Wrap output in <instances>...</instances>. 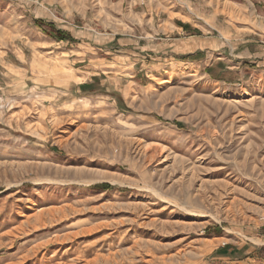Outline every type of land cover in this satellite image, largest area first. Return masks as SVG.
<instances>
[{
    "label": "rangeland",
    "instance_id": "rangeland-1",
    "mask_svg": "<svg viewBox=\"0 0 264 264\" xmlns=\"http://www.w3.org/2000/svg\"><path fill=\"white\" fill-rule=\"evenodd\" d=\"M0 264H264V0H0Z\"/></svg>",
    "mask_w": 264,
    "mask_h": 264
},
{
    "label": "trees",
    "instance_id": "trees-1",
    "mask_svg": "<svg viewBox=\"0 0 264 264\" xmlns=\"http://www.w3.org/2000/svg\"><path fill=\"white\" fill-rule=\"evenodd\" d=\"M36 25L42 29V31L48 35V36H53L55 37L57 40H67V41H71L72 38L70 36V33L63 30V29H59L58 27H55L54 24L52 23H45L43 20L37 19L36 20ZM46 27H49L50 29H45ZM89 86L88 84H83L80 86V89H83L84 87Z\"/></svg>",
    "mask_w": 264,
    "mask_h": 264
},
{
    "label": "bare ground",
    "instance_id": "bare-ground-1",
    "mask_svg": "<svg viewBox=\"0 0 264 264\" xmlns=\"http://www.w3.org/2000/svg\"><path fill=\"white\" fill-rule=\"evenodd\" d=\"M28 219V218H27ZM24 231V230H23ZM150 255V254H149ZM149 262V261H148Z\"/></svg>",
    "mask_w": 264,
    "mask_h": 264
}]
</instances>
